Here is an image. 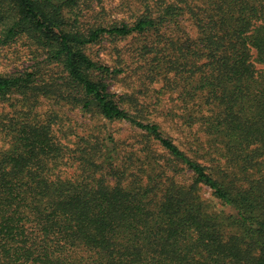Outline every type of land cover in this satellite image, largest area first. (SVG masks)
Listing matches in <instances>:
<instances>
[{"label": "trees", "instance_id": "obj_1", "mask_svg": "<svg viewBox=\"0 0 264 264\" xmlns=\"http://www.w3.org/2000/svg\"><path fill=\"white\" fill-rule=\"evenodd\" d=\"M92 1L0 0L16 12L0 8V45L25 36L42 56L0 74V264H264V0H148L133 22L105 25L83 22ZM185 16L196 39L142 53L155 52L151 76L185 102L179 117L201 128L210 164L122 107L129 96L109 90L120 69L86 52ZM42 99L126 121L169 158L147 146L123 161L110 133L71 143V122L39 113ZM70 161L79 172L65 176Z\"/></svg>", "mask_w": 264, "mask_h": 264}, {"label": "rangeland", "instance_id": "obj_2", "mask_svg": "<svg viewBox=\"0 0 264 264\" xmlns=\"http://www.w3.org/2000/svg\"><path fill=\"white\" fill-rule=\"evenodd\" d=\"M147 1L93 0L92 3L88 2L87 5L91 8L88 7L89 12L82 20L85 24H91L95 22L97 15V22H101L103 25L120 21L133 22L144 12ZM0 8L8 19L16 13L8 3H3ZM160 31L162 35L154 31L142 34L132 33L125 37L104 35L96 43L88 45L86 52L94 60L111 68L120 69L118 74L109 79V90L116 96H129V98L121 99L122 107L139 116L141 120L156 122L161 131L188 155L199 162L210 164L200 148H204L206 145V137L200 131L201 128L198 124L188 126L179 117V114L183 113L181 108L186 105L185 102L178 97L176 91L163 87L165 80L162 75L151 76L150 68L155 52L146 55L142 53L144 45L153 46L158 50L167 47L171 40L178 43L182 40L185 41V38L196 39L197 29L192 21L185 16L179 19L178 25H167ZM172 52L178 55V51L173 49ZM40 60H42V56L36 50L35 45L25 36H20L7 45H0V74L33 68ZM256 67H264V64L256 63ZM48 70L49 73L56 72V68ZM42 102L43 105L38 109L39 113L46 115V112L50 113L51 110H56L61 119L66 123L71 122V143L80 137L93 143L110 133L119 143V156L123 161L129 157H132L133 161L137 160L136 163L140 157L142 160V156L147 153V146L163 157V159L158 158V162L164 163L163 160L169 158L157 142L143 137L142 131L132 127L126 121H108L102 119L98 114L84 113L77 108L54 105L44 99ZM191 104L188 102L187 106ZM173 112L178 114L176 116L178 118L172 116ZM2 146H5V143L0 138V148ZM70 163L62 167L65 176L72 175L74 171L79 172L72 161ZM181 180L184 183H190L192 177L187 173ZM199 193L207 202L216 203L206 186L199 185Z\"/></svg>", "mask_w": 264, "mask_h": 264}]
</instances>
